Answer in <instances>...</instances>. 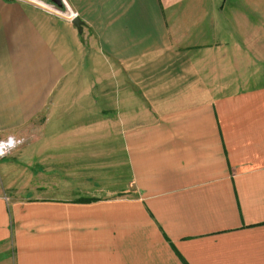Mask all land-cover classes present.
Returning a JSON list of instances; mask_svg holds the SVG:
<instances>
[{"label":"crops","instance_id":"crops-1","mask_svg":"<svg viewBox=\"0 0 264 264\" xmlns=\"http://www.w3.org/2000/svg\"><path fill=\"white\" fill-rule=\"evenodd\" d=\"M66 2L81 32L0 0V141H23L0 157V264H264V0ZM110 122L67 155L76 195L10 183L29 147Z\"/></svg>","mask_w":264,"mask_h":264},{"label":"rangeland","instance_id":"rangeland-1","mask_svg":"<svg viewBox=\"0 0 264 264\" xmlns=\"http://www.w3.org/2000/svg\"><path fill=\"white\" fill-rule=\"evenodd\" d=\"M43 1V0H41ZM236 1V0H233ZM48 2H45V4H47ZM87 49V48H86ZM88 52H86L87 55ZM78 65H82L83 67L86 66L85 68V73L84 76L87 79H92L95 77L96 73L93 72V67L98 68V70H100L103 66V63L101 64H97V63H92L89 61H85L84 64L83 63H78ZM108 70H112L111 68H108L107 65H105V69L104 72L108 71ZM100 72V71H99ZM101 80V78H100ZM93 81V80H92ZM80 102V101H79ZM72 109H76V105L71 106ZM76 113H80L78 112H73V114ZM111 111L104 114L105 116H110L111 115ZM96 114V113H95ZM50 115V116H49ZM97 115V114H96ZM102 115V114H100ZM50 117L52 118V112H47L45 114V116H43L40 124H37V126H33L32 130L36 131L38 134H41L43 136V134H48L49 133V126H48V120L50 119ZM94 120H91L89 122H92ZM64 121H58L56 122V125H62ZM76 124H80L81 122H85V120H82L81 118H74L73 121ZM110 126L107 127H99L97 125L94 126H90L88 128V133H92L90 142L86 143L84 142L81 143L82 140L81 136L78 137H74L76 140H78L79 142L74 144V147L70 144H66L64 141L63 142H58L57 144H55V146H53V150H50L49 144L46 143H42L40 146H36V148H31L29 147V149L26 150L25 152V157H23L22 160H24L25 162V167L21 168L22 169V173H19V169L16 165V163H11L10 166V172L12 173L11 175H9L10 177V183L11 182H17L19 181V183H24L25 186L34 187V180L37 179V183H39L41 186H44L45 189L43 190H39L38 192H35L33 190H29L30 195L31 194H39L40 196H49V197H64V196H68L70 193H72L73 195L77 194V191H69V189H65V187L68 185V183L65 184V182L67 180H71L75 181V180H80V176L79 175H70V174H65V162L69 160V158H67V155H69V153L71 151L76 150V148L81 147V145H85V144H89L91 150L95 149L94 152H98L99 149H101L102 147H100L99 145L101 144L100 141L97 139L98 135H107V136H114V131L115 128L112 127L111 122L109 124ZM60 127L56 126V128H52V132L51 134H55V131L58 133V135L62 134L63 135V131H61ZM81 128H73V130H77L80 131ZM104 130V133H102V131ZM101 131V133L99 132ZM74 133V132H73ZM83 133V131L81 132ZM85 133V132H84ZM61 135V136H62ZM64 136V135H63ZM107 144L108 145H114V143H112V140H108L106 139ZM105 141V142H106ZM111 141V143H109ZM103 143V142H102ZM106 144V145H107ZM105 145V144H104ZM41 147V148H39ZM97 147H100L98 149H96ZM117 148L115 147L114 150H116ZM34 152H40L42 154V157L40 159V163L43 166L42 167V172L38 173L36 176L33 175L32 170L30 168H32L34 165V163H36V161L34 159H32V153ZM112 152V150H111ZM19 154V153H18ZM17 154V155H18ZM11 159H13L11 157ZM15 159V158H14ZM114 160H115V153H114ZM32 166V167H31ZM124 174V172H123ZM91 176V175H90ZM19 179V180H18ZM39 185V186H40ZM14 186V185H11ZM10 195H16V194H21L20 192H16V191H8L7 192ZM26 193V192H24ZM84 194V193H83ZM71 196V195H69Z\"/></svg>","mask_w":264,"mask_h":264},{"label":"built area","instance_id":"built-area-1","mask_svg":"<svg viewBox=\"0 0 264 264\" xmlns=\"http://www.w3.org/2000/svg\"><path fill=\"white\" fill-rule=\"evenodd\" d=\"M17 1H32V0H17ZM63 2V6L66 7V10H64L63 8L62 9H59L58 7H56L53 3H47V4H42L41 5L46 9L48 10V12L52 13V14H56L60 17H63L69 21H71L75 16H77L76 13L72 12L70 10V7L68 6L66 0H62ZM10 150V149H9ZM8 150V151H9ZM7 151V152H8Z\"/></svg>","mask_w":264,"mask_h":264},{"label":"clouds","instance_id":"clouds-1","mask_svg":"<svg viewBox=\"0 0 264 264\" xmlns=\"http://www.w3.org/2000/svg\"><path fill=\"white\" fill-rule=\"evenodd\" d=\"M22 142V140H17L12 136H10L6 141H0V157L6 155L9 149L14 148L18 143Z\"/></svg>","mask_w":264,"mask_h":264},{"label":"water","instance_id":"water-1","mask_svg":"<svg viewBox=\"0 0 264 264\" xmlns=\"http://www.w3.org/2000/svg\"><path fill=\"white\" fill-rule=\"evenodd\" d=\"M51 2L58 7L59 9L63 8V2L62 0H51ZM71 22L74 24V26L78 29V31H82L83 30V21L81 20V18L79 16H75Z\"/></svg>","mask_w":264,"mask_h":264},{"label":"bare ground","instance_id":"bare-ground-1","mask_svg":"<svg viewBox=\"0 0 264 264\" xmlns=\"http://www.w3.org/2000/svg\"><path fill=\"white\" fill-rule=\"evenodd\" d=\"M36 1H38V2H40V3H42V4H45V2H44V1H41V0H36Z\"/></svg>","mask_w":264,"mask_h":264},{"label":"trees","instance_id":"trees-1","mask_svg":"<svg viewBox=\"0 0 264 264\" xmlns=\"http://www.w3.org/2000/svg\"><path fill=\"white\" fill-rule=\"evenodd\" d=\"M86 200H89V201H90V200H92V199H89V198H88V199H86Z\"/></svg>","mask_w":264,"mask_h":264}]
</instances>
